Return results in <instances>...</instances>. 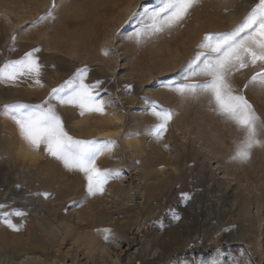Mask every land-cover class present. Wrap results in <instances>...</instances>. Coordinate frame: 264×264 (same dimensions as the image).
Instances as JSON below:
<instances>
[{
    "label": "rangeland",
    "instance_id": "obj_1",
    "mask_svg": "<svg viewBox=\"0 0 264 264\" xmlns=\"http://www.w3.org/2000/svg\"><path fill=\"white\" fill-rule=\"evenodd\" d=\"M129 1L55 0V19L32 26L53 0H0V66L35 48L42 66L40 84L0 81V107L41 104L86 67L85 84L101 82L94 94L103 113L51 102L72 137L117 142L96 163L119 171L89 195L83 173L43 146L33 150L0 116V264H211L218 254L221 264H264V145L246 162L232 160L237 128L207 97L183 100L167 87L183 82L205 34L233 30L258 0H200L179 25L141 43L132 33L151 24L146 11L163 0ZM256 71L241 70L232 83L264 120V92L244 88ZM154 105L173 113L162 139L149 134ZM86 231L92 249L75 239Z\"/></svg>",
    "mask_w": 264,
    "mask_h": 264
},
{
    "label": "snow or ice",
    "instance_id": "obj_2",
    "mask_svg": "<svg viewBox=\"0 0 264 264\" xmlns=\"http://www.w3.org/2000/svg\"><path fill=\"white\" fill-rule=\"evenodd\" d=\"M200 0H163L162 6L147 13L151 24H145L132 33L131 39L141 43L145 36L162 33L183 22L190 10ZM55 0L49 10L32 22V26L55 19L57 8ZM15 43L16 36L12 38ZM35 48L16 60H10L0 66V81H14L20 76H30L35 83L40 84L41 65ZM107 52H105V55ZM257 68L244 88L255 87L264 92V0H258L244 20L227 33L205 34L198 45V51L183 70L181 80L173 81L167 87L183 100L208 98L210 110L233 124L242 134L237 143L232 160L246 162L251 158L256 146L264 145L260 134L264 131V120L258 115L254 106L242 92L232 83L235 73L248 68ZM88 69H78L74 76L57 88H53L49 99L41 104L24 103L5 104L0 107V116L14 121L21 137L33 150L43 146L47 155L60 161L66 169L84 174L89 195L103 193L104 185L109 179L118 178L119 171L101 169L97 166V157L105 152H112L116 141L82 140L72 137L64 127V122L51 101L59 104L74 105L85 111L103 113L105 101L95 93V85L85 84ZM201 77L203 79H194ZM131 87V86H128ZM153 114L157 123L150 130V135L162 139L167 131L168 123L173 117L171 110L153 106ZM47 196L48 194L45 193ZM185 199H190L184 194ZM5 205L0 204V209ZM13 215H23L15 211ZM5 214L4 222L13 230H19ZM179 219V216H175ZM106 232L109 230H105ZM211 264H221L214 259Z\"/></svg>",
    "mask_w": 264,
    "mask_h": 264
},
{
    "label": "bare ground",
    "instance_id": "obj_3",
    "mask_svg": "<svg viewBox=\"0 0 264 264\" xmlns=\"http://www.w3.org/2000/svg\"><path fill=\"white\" fill-rule=\"evenodd\" d=\"M125 1H128V4H127V7L128 6H131V3L132 2H130L129 0H125ZM202 132V131H201ZM200 136L199 137V140H203V141H207L205 138H203L200 134H197V136ZM202 137V138H201ZM205 139V140H204ZM209 140V139H208ZM207 143V142H206ZM205 145V144H204ZM212 152V151H211ZM68 229H69V227H68ZM67 229V230H68ZM69 231V230H68ZM75 239L77 240V239H80L82 242H83V244L85 245V247L87 248V249H92V246H94L93 244H94V242H93V239H92V237H91V235L89 234V232H84V233H81L79 236H77V237H75Z\"/></svg>",
    "mask_w": 264,
    "mask_h": 264
}]
</instances>
